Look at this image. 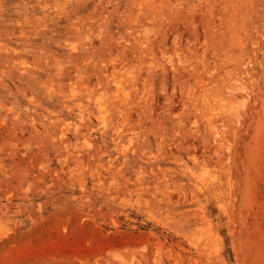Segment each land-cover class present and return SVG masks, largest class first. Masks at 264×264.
Listing matches in <instances>:
<instances>
[{
  "label": "rangeland",
  "instance_id": "rangeland-1",
  "mask_svg": "<svg viewBox=\"0 0 264 264\" xmlns=\"http://www.w3.org/2000/svg\"><path fill=\"white\" fill-rule=\"evenodd\" d=\"M0 264H264V0H0Z\"/></svg>",
  "mask_w": 264,
  "mask_h": 264
},
{
  "label": "bare ground",
  "instance_id": "bare-ground-1",
  "mask_svg": "<svg viewBox=\"0 0 264 264\" xmlns=\"http://www.w3.org/2000/svg\"><path fill=\"white\" fill-rule=\"evenodd\" d=\"M124 255V254H123Z\"/></svg>",
  "mask_w": 264,
  "mask_h": 264
}]
</instances>
